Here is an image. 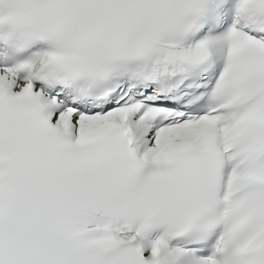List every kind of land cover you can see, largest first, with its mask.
<instances>
[{
	"label": "snow or ice",
	"instance_id": "obj_1",
	"mask_svg": "<svg viewBox=\"0 0 264 264\" xmlns=\"http://www.w3.org/2000/svg\"><path fill=\"white\" fill-rule=\"evenodd\" d=\"M0 264H264V0H0Z\"/></svg>",
	"mask_w": 264,
	"mask_h": 264
}]
</instances>
